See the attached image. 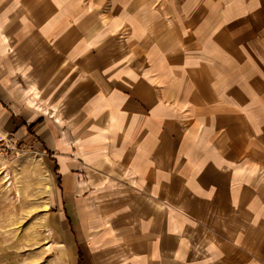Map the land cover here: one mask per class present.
Masks as SVG:
<instances>
[{"label": "crops", "instance_id": "0c3cea01", "mask_svg": "<svg viewBox=\"0 0 264 264\" xmlns=\"http://www.w3.org/2000/svg\"><path fill=\"white\" fill-rule=\"evenodd\" d=\"M157 3L0 0V138L48 162V264H264V0L181 37Z\"/></svg>", "mask_w": 264, "mask_h": 264}, {"label": "rangeland", "instance_id": "374dc122", "mask_svg": "<svg viewBox=\"0 0 264 264\" xmlns=\"http://www.w3.org/2000/svg\"><path fill=\"white\" fill-rule=\"evenodd\" d=\"M190 1L159 0L156 5L177 37L190 20V8L209 6V0ZM49 169L48 162L29 148L0 155V253L13 252V264H48V255L42 257L40 249L47 234L46 213L54 199Z\"/></svg>", "mask_w": 264, "mask_h": 264}, {"label": "built area", "instance_id": "2783aa9c", "mask_svg": "<svg viewBox=\"0 0 264 264\" xmlns=\"http://www.w3.org/2000/svg\"><path fill=\"white\" fill-rule=\"evenodd\" d=\"M10 150H12V148L0 138V155L7 153Z\"/></svg>", "mask_w": 264, "mask_h": 264}]
</instances>
